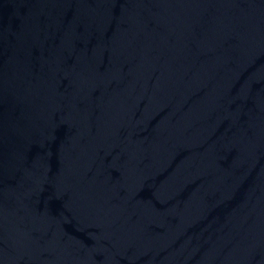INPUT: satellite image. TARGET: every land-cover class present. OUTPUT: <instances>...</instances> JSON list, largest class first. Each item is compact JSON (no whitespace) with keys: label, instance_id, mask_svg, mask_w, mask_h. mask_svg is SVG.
I'll return each mask as SVG.
<instances>
[{"label":"water","instance_id":"water-1","mask_svg":"<svg viewBox=\"0 0 264 264\" xmlns=\"http://www.w3.org/2000/svg\"><path fill=\"white\" fill-rule=\"evenodd\" d=\"M0 264H264V0H0Z\"/></svg>","mask_w":264,"mask_h":264}]
</instances>
